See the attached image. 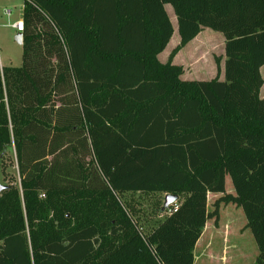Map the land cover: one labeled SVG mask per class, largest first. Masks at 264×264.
I'll use <instances>...</instances> for the list:
<instances>
[{"label":"trees","instance_id":"obj_1","mask_svg":"<svg viewBox=\"0 0 264 264\" xmlns=\"http://www.w3.org/2000/svg\"><path fill=\"white\" fill-rule=\"evenodd\" d=\"M166 5L180 42L162 64ZM21 19V66H0V166L14 152L18 174L0 264H193L229 204L264 264V0H23ZM202 29L223 35L224 81L171 64ZM150 193L182 201L144 232L120 196Z\"/></svg>","mask_w":264,"mask_h":264},{"label":"crops","instance_id":"obj_2","mask_svg":"<svg viewBox=\"0 0 264 264\" xmlns=\"http://www.w3.org/2000/svg\"><path fill=\"white\" fill-rule=\"evenodd\" d=\"M168 6H165V11L170 19L171 25V15L168 10ZM22 13V8H21ZM174 14V13H173ZM175 16V15H174ZM176 18V17H175ZM20 20L21 16H20ZM177 22V20H176ZM12 23V22H11ZM11 23L8 26L11 28ZM173 28V26H172ZM12 29V28H11ZM13 30V29H12ZM205 29H202L199 34L180 48L176 54L171 59V64L180 66L182 68V75L181 80L185 81H210L215 78H218L219 81H224V41L220 38H215L210 33H203ZM15 32V31H14ZM175 31L173 29L172 37L169 43L166 45L165 49L162 53L158 55V60L160 63L165 64L168 62L172 51L179 45L180 38L175 37ZM221 41V49L220 53L217 52V47L215 45ZM216 47V51L214 50ZM208 55L209 58L213 59H205ZM162 57V58H161ZM207 57V58H208ZM215 60H218L219 63V71H217ZM1 66V64H0ZM3 67V66H1ZM261 76L263 78V85L260 90V96L264 100V66L261 68ZM163 195V194H162ZM216 197V195H209V197ZM182 199L180 198L176 201L175 205H179ZM239 209V208H236ZM166 217V212L161 213L158 216L159 221L162 220V217ZM221 212L219 211V218L217 224H215L213 219L207 220L203 231L194 247L193 256L194 262L193 264H214L215 262L219 261L223 264H230L229 259L227 257L218 259L217 257L223 254L226 256L227 254V244L228 239L234 234H238L240 236L246 233V222L240 225L236 230L234 229V225L232 222L229 223H221ZM139 221V226L143 230L145 228L146 222ZM141 225H143L141 227ZM147 225V224H146ZM152 227L147 228V231L151 230ZM145 232V231H144ZM232 239V238H231ZM233 247V246H232ZM239 249L240 258L238 261L235 260L234 264H254L256 257L258 256L257 252L251 248V254H246L245 249L246 245L245 242L243 243L242 247L237 246L236 250ZM249 259V261H247Z\"/></svg>","mask_w":264,"mask_h":264},{"label":"rangeland","instance_id":"obj_3","mask_svg":"<svg viewBox=\"0 0 264 264\" xmlns=\"http://www.w3.org/2000/svg\"><path fill=\"white\" fill-rule=\"evenodd\" d=\"M23 0H0V64L3 67H20L21 66V57H22V48L20 45L17 44L15 41V32L12 30L8 24L15 20H20L21 16V8H22ZM169 13L171 15L172 26L175 31V37L178 38L177 35V22L176 18L173 14V10L171 6L167 7ZM6 10L11 11V16H6L4 12ZM203 33H210L215 38H220L224 41L223 35L221 33L212 31L210 29H205ZM217 49L216 53H220L221 49V41L216 44V40L214 41ZM215 47V51H216ZM205 59H213L214 58H207ZM162 58V57H161ZM7 157L4 159L3 165L0 166V184L5 185L11 182L17 181L18 182V174H17V165L16 159L14 156V152L7 153ZM225 190L226 193L232 194L233 188L230 182V179L227 177L225 179ZM164 195L162 194H124L120 196L121 202L125 205L133 207L136 212L139 210L141 212L138 217L141 222H146L145 228L143 231H147L150 224L159 221V219L155 216L154 217V210H158L159 208L163 207L164 203ZM218 197H209L208 196V211H212V204ZM219 211L221 212V223H229L232 222L234 225V229L236 230L240 225L246 222L245 217L241 209H236L234 205H220ZM165 217V216H164ZM162 217V218H164ZM157 218V219H156ZM143 226V225H141ZM232 238V239H231ZM245 242L246 254H251V248L257 252V247L255 241L252 237L251 232L246 229V233L242 236L238 234H234V236L228 239L227 244V254L226 256L223 254L217 257L218 259L227 257L229 259L230 264H234L235 260L238 261L240 258L239 249L236 250V247H242L243 243ZM233 246V247H232ZM249 261V259L247 260ZM214 264H223L219 261L215 262ZM228 264V263H226ZM239 264V262L237 263ZM244 264H247L244 262Z\"/></svg>","mask_w":264,"mask_h":264},{"label":"water","instance_id":"obj_4","mask_svg":"<svg viewBox=\"0 0 264 264\" xmlns=\"http://www.w3.org/2000/svg\"><path fill=\"white\" fill-rule=\"evenodd\" d=\"M15 41L17 42L18 45H22V34L21 33H16L14 37ZM5 189L3 185L0 184V193ZM178 200L177 196H171V195H166L164 197V203L162 207V211L164 212L167 210L170 206H172L176 201Z\"/></svg>","mask_w":264,"mask_h":264},{"label":"built area","instance_id":"obj_5","mask_svg":"<svg viewBox=\"0 0 264 264\" xmlns=\"http://www.w3.org/2000/svg\"><path fill=\"white\" fill-rule=\"evenodd\" d=\"M4 14L9 17V16H11V11L6 10L4 12ZM10 26L15 31V33H21L22 34L23 29H24L22 20L13 21ZM175 203L172 206H170L167 210L164 211V212H166L167 215H170V214L176 212L178 206L175 205Z\"/></svg>","mask_w":264,"mask_h":264}]
</instances>
